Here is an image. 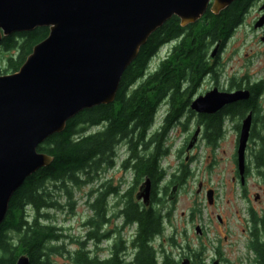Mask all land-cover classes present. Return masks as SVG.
<instances>
[{
    "label": "trees",
    "instance_id": "trees-1",
    "mask_svg": "<svg viewBox=\"0 0 264 264\" xmlns=\"http://www.w3.org/2000/svg\"><path fill=\"white\" fill-rule=\"evenodd\" d=\"M254 1L235 0L218 15L207 9L196 23L186 27H181L176 17L169 19L148 38L126 68L113 103L76 115L66 123L62 133L52 135L38 147V152L51 156L53 161L47 168L27 178L12 196L5 220L0 225V264H15L21 255H26L30 264H48V252H59V248L50 244L61 238L60 229L48 224V215L43 213L54 205L48 184L60 189H64L66 183L79 185L80 178L107 163L121 141H128L130 146L125 166L129 164L127 168L133 170L135 184L143 178L150 179L151 203H154V206L144 207L136 202L131 191L125 194V204L120 212L125 225L135 224L136 227L129 243V247L135 250L131 264H156L152 243L163 234L165 221L170 215H163L157 209L162 201L160 203L154 194L155 187L167 176L159 165L161 157L167 152L163 140L173 126L193 114L189 104L194 88L205 76H216L208 60L210 47L215 43L221 46L230 37ZM48 32L47 28H37L28 33L3 37L0 57L6 62V68L0 74L18 71L33 47L44 40ZM172 41H175V46L157 68L148 73L150 61L159 48ZM245 88L250 91L247 101L234 103L214 115H200L199 124L204 126L205 140L214 146L223 135L222 124L226 117L243 118L251 112L253 127L249 137L261 142L262 149L256 160L264 167V115L260 114L259 105V99L264 94V80L247 84ZM237 89L241 86L238 85ZM165 100L168 110L164 123L158 131L148 135L154 117ZM99 124L105 127L95 134L84 133L86 128ZM152 143L153 146H150ZM138 146L144 148V155L139 156ZM130 164H133L132 167ZM186 174L185 169L177 176L175 171L172 172L168 185H180ZM167 188H164L165 193ZM114 193L111 189L105 190L90 204L95 217L102 222L106 196ZM27 207L34 212L31 220L25 211ZM257 225H261L264 231V221ZM87 236L88 240H99L98 231ZM127 247H124L123 241L115 242L109 256L99 259L91 257L81 244L73 252L72 261L73 264H125L121 255ZM260 250L261 264H264V244Z\"/></svg>",
    "mask_w": 264,
    "mask_h": 264
},
{
    "label": "rangeland",
    "instance_id": "rangeland-1",
    "mask_svg": "<svg viewBox=\"0 0 264 264\" xmlns=\"http://www.w3.org/2000/svg\"><path fill=\"white\" fill-rule=\"evenodd\" d=\"M263 2L254 1L230 37L221 46L219 44V51L210 62L216 76L212 74L204 77L194 88L190 101L213 87L220 91H232L238 85L246 87L247 84L264 80V43L260 41L263 30L253 28L261 16L259 8ZM215 44L210 47L208 56ZM169 52L170 46L161 48L151 60L149 69L153 71L157 68L162 57H166ZM5 68L6 62L0 57V72ZM259 105L260 114L264 115V94L259 99ZM167 110L165 100L154 117L148 135L162 127ZM192 113L173 126L163 140L167 152L159 158V165L167 176L155 187L154 194L160 203L162 201L157 209L163 215H170L165 221L163 234L152 243L156 263L177 264L184 258L192 257L209 264L220 251L232 264H238L241 259L252 258L247 250L251 240L249 235L254 227L252 220L250 224L252 214L256 223L264 219V167L256 160L262 145L259 140L249 137L245 150V174L246 167L248 172L244 174V185H241L237 176L236 150L241 122L245 116L226 117L222 124L223 135L213 146L204 138V126L199 124V115ZM197 126L201 127V133L188 155L185 149ZM98 130L97 127L86 128L84 133L94 134ZM117 144L116 151L107 163L80 178L79 185L66 183L64 189H60L59 186L48 184L54 205L43 213L48 215V224L60 229L61 234L58 242L50 244L59 248V252H48V264H73L72 254L81 244L91 257L107 258L113 244L119 241H123L124 247L128 244L121 256L125 264H131L135 250L129 247V243L136 230L133 226L120 230L123 218L116 217L121 215L125 194L131 191L135 199L144 178L135 184L133 170L127 168L129 164L125 166V160L130 156L128 141ZM147 149L149 151V147ZM137 150L139 156L144 155L143 147L138 146ZM183 169L187 174L183 182L177 184L174 198L169 200L172 186L176 185H168L172 179L171 173L175 171L177 176ZM167 186L165 193L164 188ZM108 189L115 193L107 195L105 199L104 218L109 221L105 226L95 217L90 204ZM208 191L213 192L211 204L206 196ZM136 202L142 206L141 202ZM150 206H154V203ZM25 211L31 220L34 212L29 207ZM197 227L201 231L199 235L196 233ZM96 231L99 240H88L87 235ZM106 233H109L107 237L104 236Z\"/></svg>",
    "mask_w": 264,
    "mask_h": 264
},
{
    "label": "water",
    "instance_id": "water-1",
    "mask_svg": "<svg viewBox=\"0 0 264 264\" xmlns=\"http://www.w3.org/2000/svg\"><path fill=\"white\" fill-rule=\"evenodd\" d=\"M235 0H0V42L14 33L47 28L48 35L35 45L18 71L0 75V225L9 202L25 180L47 168L53 158L38 147L83 111L113 103L121 77L148 38L169 19L181 27L196 23L209 9L213 15ZM254 29H262L264 2ZM216 43L210 53L213 60ZM250 98L248 89L232 92L214 87L191 100L197 115H214L225 107ZM252 113L241 122L237 142V169L244 181L245 150ZM201 128L194 131L188 154ZM177 186L171 190L173 199ZM152 184L145 178L135 194L144 207L151 203ZM208 203L213 192L208 191ZM196 233H201L196 228ZM15 264H30L26 255ZM181 264H189L183 260ZM214 264H218L217 261Z\"/></svg>",
    "mask_w": 264,
    "mask_h": 264
},
{
    "label": "flooded vegetation",
    "instance_id": "flooded-vegetation-1",
    "mask_svg": "<svg viewBox=\"0 0 264 264\" xmlns=\"http://www.w3.org/2000/svg\"><path fill=\"white\" fill-rule=\"evenodd\" d=\"M211 61H213V60H210L209 62H211ZM241 88H243V87H241ZM95 127H97L99 130H101L105 126H101L99 124V125H97ZM98 131H96L95 133H97ZM247 172H248V168L246 167V174H245V172H244V174L247 175ZM238 174L239 173L237 172V176L239 177V180H240L241 185H244V182L245 181H243V183H242L241 182L240 175H238ZM105 189H106V187H105ZM110 195H113V194H110ZM255 199L257 200L258 199V196L255 197ZM120 214H121V212H120ZM121 216H122V214L121 215L118 214L116 218H119L120 219ZM122 218H123V216H122ZM252 218H253V214H252V217L250 218V224H251V220H252V223L254 224V227L252 228L251 233L249 235V236H251V240L249 239V246H248V249H247L251 253L252 258L246 257V259H241L238 262V264H261V250L260 249H261V247L264 244V231H263V227L261 225H257L258 223H256V220L254 218L253 219ZM262 218H264V217H262ZM102 220L105 223V226L107 224H109V221L107 219L103 218ZM262 221H264V219H262ZM262 221H260V222L262 223ZM126 227H127V225L124 224V218H123V226L120 227L119 229L121 230V229L126 228ZM108 235H109V233L104 234L105 237H107ZM93 240H95V239H93ZM222 254L223 253H221L220 251H219V253H216L215 258L213 260H211L209 262V264H214L215 261H217L218 264H232V262L229 261L228 259H226ZM185 259L188 260V263L189 264H204V262L202 260H194L192 257L191 258H184L181 261H178L177 264H181L182 261L185 260ZM164 264H166V263H164Z\"/></svg>",
    "mask_w": 264,
    "mask_h": 264
}]
</instances>
